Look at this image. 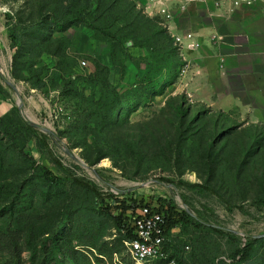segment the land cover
<instances>
[{
	"label": "rangeland",
	"instance_id": "obj_1",
	"mask_svg": "<svg viewBox=\"0 0 264 264\" xmlns=\"http://www.w3.org/2000/svg\"><path fill=\"white\" fill-rule=\"evenodd\" d=\"M212 3L0 0V230L24 228L29 264L67 221L49 264H136L102 212L116 201L187 211L167 243L183 264H264V123L191 96L170 30Z\"/></svg>",
	"mask_w": 264,
	"mask_h": 264
},
{
	"label": "crops",
	"instance_id": "obj_2",
	"mask_svg": "<svg viewBox=\"0 0 264 264\" xmlns=\"http://www.w3.org/2000/svg\"><path fill=\"white\" fill-rule=\"evenodd\" d=\"M183 10L170 30L186 45L198 44L184 50L190 95L209 107L242 110L251 122L264 123V4L233 10L228 3H212Z\"/></svg>",
	"mask_w": 264,
	"mask_h": 264
},
{
	"label": "trees",
	"instance_id": "obj_3",
	"mask_svg": "<svg viewBox=\"0 0 264 264\" xmlns=\"http://www.w3.org/2000/svg\"><path fill=\"white\" fill-rule=\"evenodd\" d=\"M59 166L62 167V169L73 179V181L78 184L80 187L86 188L90 191L95 192L96 194H100L98 189L92 185L91 183L85 181L84 179L78 178L74 175H71L69 173V170L62 165L61 163H58ZM45 170V178L47 181L56 184L60 181V179L50 170L47 168H44ZM112 205V204H104L102 208V212L109 214L115 223L116 228L124 233L125 238L129 241L135 238L134 230L131 227L130 221L132 220V216L136 215L135 212H133L132 216L127 215V212H129L131 209H136L138 207H141V209L145 207H150L154 210L165 212V217L167 221V230L170 231L173 228L178 227L179 225H192L194 224V221L191 219L190 214L187 211H179L175 207L168 206L167 209L160 208L153 205H144V203L141 201L139 203H135L134 206H127L126 202H122L121 205ZM261 203L264 204V201H261ZM140 209V211H141ZM139 211V212H140ZM138 212V213H139ZM138 215V214H137ZM69 221L64 222L63 225L58 226L55 231L52 233V237L50 238L53 242L48 243H42L41 245H36L35 248L32 247V250L34 251L30 264H49L48 258L51 256H54L57 249L59 248V242L61 240H65L67 236V232H65V229L68 227ZM214 231L222 232L219 228H213ZM262 238H257L256 241H261ZM25 230L24 228H14L12 229L11 224L7 226L6 230L1 229L0 230V252H5L8 255V260L6 262H1L0 264H29L28 261L25 260L24 254L26 252L25 250ZM253 251V247L251 245H248L247 247L240 249L237 251L236 255H238L241 258V261L248 262L251 258V254ZM171 255V259H174L177 264H183L181 260H179L178 256L175 255V253L171 250L168 251Z\"/></svg>",
	"mask_w": 264,
	"mask_h": 264
},
{
	"label": "built area",
	"instance_id": "obj_4",
	"mask_svg": "<svg viewBox=\"0 0 264 264\" xmlns=\"http://www.w3.org/2000/svg\"><path fill=\"white\" fill-rule=\"evenodd\" d=\"M230 2L232 9H240L244 6H253L255 0H214L215 5L224 6ZM167 17L172 18L171 13ZM176 41L184 45L188 50L198 47L196 43L185 44V38L174 36ZM188 40L193 39V35L187 36ZM135 238L127 241L128 255L136 264H176L167 250L169 232L164 212L145 207L134 217L131 222Z\"/></svg>",
	"mask_w": 264,
	"mask_h": 264
}]
</instances>
